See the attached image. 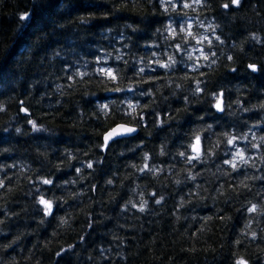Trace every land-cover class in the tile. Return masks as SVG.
Masks as SVG:
<instances>
[{
  "label": "clouds",
  "instance_id": "1",
  "mask_svg": "<svg viewBox=\"0 0 264 264\" xmlns=\"http://www.w3.org/2000/svg\"><path fill=\"white\" fill-rule=\"evenodd\" d=\"M0 264H264V0H0Z\"/></svg>",
  "mask_w": 264,
  "mask_h": 264
}]
</instances>
